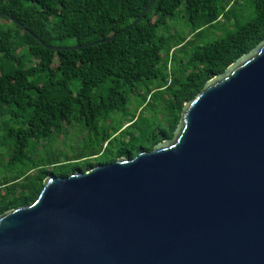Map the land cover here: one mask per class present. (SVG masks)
Returning <instances> with one entry per match:
<instances>
[{
  "label": "trees",
  "instance_id": "trees-1",
  "mask_svg": "<svg viewBox=\"0 0 264 264\" xmlns=\"http://www.w3.org/2000/svg\"><path fill=\"white\" fill-rule=\"evenodd\" d=\"M152 1L0 0V217L34 204L50 175L173 139L185 105L264 41V0H156L134 26ZM147 105L148 125L137 117ZM71 129L87 134L73 156L58 147Z\"/></svg>",
  "mask_w": 264,
  "mask_h": 264
},
{
  "label": "water",
  "instance_id": "water-1",
  "mask_svg": "<svg viewBox=\"0 0 264 264\" xmlns=\"http://www.w3.org/2000/svg\"><path fill=\"white\" fill-rule=\"evenodd\" d=\"M182 112L151 152L50 175L0 217V264H264V41Z\"/></svg>",
  "mask_w": 264,
  "mask_h": 264
},
{
  "label": "rangeland",
  "instance_id": "rangeland-1",
  "mask_svg": "<svg viewBox=\"0 0 264 264\" xmlns=\"http://www.w3.org/2000/svg\"><path fill=\"white\" fill-rule=\"evenodd\" d=\"M184 24H185L184 20H181L179 23H175V29H178V31L187 32ZM153 105L159 106V104H157L156 102H153ZM136 109H137V102H136L135 98H133L131 103L129 104L128 112H134ZM153 110H154L153 106L147 105L145 107V110L144 109L138 110L137 117L141 118L143 120V122L147 125H148V122H149V124H152L153 121L155 120ZM117 118H119V116H117ZM128 126H129V123L127 121L124 123L122 131L127 129ZM128 132L133 133L134 136H140V134L138 132L134 131V129H130V130H128ZM86 135L87 134H84L81 137V136H79L77 129H71L70 135H69L70 137L63 139V140H60V143L58 144V147L62 151L61 153L73 156L74 154L80 152L84 146H83V143H78V142L83 140V137H85ZM119 136L122 137L121 135H119ZM72 146H74V147H72Z\"/></svg>",
  "mask_w": 264,
  "mask_h": 264
},
{
  "label": "flooded vegetation",
  "instance_id": "flooded-vegetation-1",
  "mask_svg": "<svg viewBox=\"0 0 264 264\" xmlns=\"http://www.w3.org/2000/svg\"><path fill=\"white\" fill-rule=\"evenodd\" d=\"M102 153H104V152H102ZM102 153L101 154H99V155H97V156H95L94 158H92L93 160H95L96 158H99L100 156H102Z\"/></svg>",
  "mask_w": 264,
  "mask_h": 264
}]
</instances>
